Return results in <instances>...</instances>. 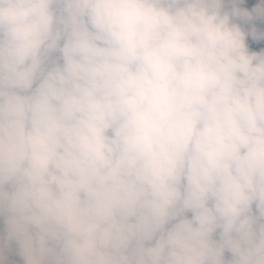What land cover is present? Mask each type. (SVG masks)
Returning <instances> with one entry per match:
<instances>
[{
  "label": "clouds",
  "instance_id": "clouds-1",
  "mask_svg": "<svg viewBox=\"0 0 264 264\" xmlns=\"http://www.w3.org/2000/svg\"><path fill=\"white\" fill-rule=\"evenodd\" d=\"M0 264H264V0H0Z\"/></svg>",
  "mask_w": 264,
  "mask_h": 264
}]
</instances>
